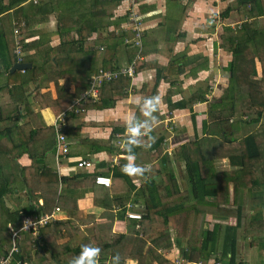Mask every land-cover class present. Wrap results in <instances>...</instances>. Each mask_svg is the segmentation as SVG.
I'll return each mask as SVG.
<instances>
[{"label": "trees", "instance_id": "obj_1", "mask_svg": "<svg viewBox=\"0 0 264 264\" xmlns=\"http://www.w3.org/2000/svg\"><path fill=\"white\" fill-rule=\"evenodd\" d=\"M1 1L0 15L26 2L7 0V4L3 6ZM50 2L51 0H42L40 3H30L26 14H23L22 8H15L14 12L20 14L16 19L19 37L15 44L18 43L22 55H7L5 67L9 70L15 63H28L30 67L22 70V73H27V77H21L17 86H13L9 92L14 108L8 114H12L7 116L0 108V124L8 121L7 126L0 129V256H7L11 251L8 224L17 227L20 213L25 216H38L59 208L71 214L77 211L75 201L70 197L71 192L82 185L81 181H88L93 205L103 207L102 215H116L119 220L126 219L125 212L128 210L139 211L143 215L139 221L128 219L124 235L111 232L103 235L102 230L111 227L108 224L97 227L99 232L95 238L102 239L103 245L96 244L94 238L88 243L100 250L99 264L104 260L103 264H124L128 260L136 261L137 264H244L238 257V243L241 241L246 242L250 249L257 248L259 254H262L257 264H264V133H238L242 129L241 125L250 126L261 122L264 131V30L256 28V20L264 17V0H239L236 9L227 8L220 15L223 20L220 22L224 23L233 12L242 16V19H249L236 32L225 23L221 39L231 54V60L226 68L229 84L223 90L221 98L207 102L204 99L205 93H195L183 106L177 104L168 109L172 111L183 108L192 112L194 104L206 103L207 119L203 122V129L208 128L210 135L217 136L202 142L194 141L176 149L187 175L188 186L184 191H179L171 159L164 151V136L153 129L159 116L155 112L154 119L147 121L144 104L136 109L130 129L138 126L148 129L149 132L136 140L127 137L123 151L124 155L135 157L133 165L144 169L142 173H136L134 168L125 171V167L129 165L125 160H120L119 165L111 172L110 187L105 188L94 183L96 175H106L95 168L92 173L83 172L76 176L80 178V183L72 182V178L66 183L64 177L57 179L51 169L42 166V157L51 151V146L54 148L53 129H36L29 123L19 124V114L23 112L21 106L25 102L29 103L30 98L31 105L24 108L25 115L29 118L34 114V108L37 110L47 107L55 113L65 112L69 116L73 112H69L68 107L80 94L88 90L90 74L97 71L88 65L87 59H80L77 55H84L83 50L87 51L89 47L95 49L96 46H109L115 53L123 52L126 63L114 67L107 65V69L102 70L119 72L122 68L126 69L136 54L130 37H112L106 41L88 42L95 28L84 25L73 27L65 17L58 16L54 32L60 41L56 46H50L44 40L45 34L42 31L37 40L28 41L35 34L31 31L34 23L32 19L40 14L42 17H39L36 24H48L50 14L46 8ZM70 31L76 35V41L65 39ZM2 36L4 33L0 25V37ZM12 42L13 39H10L9 43ZM248 46L252 49H248ZM255 60L258 61L257 65ZM82 62L86 65L84 68L81 66ZM183 63L184 55H180L179 59L170 58L167 67L175 68L177 75H183ZM147 66V63L137 59L135 72L139 73ZM20 72L15 71L7 77H17ZM156 73L160 77L159 67H156ZM40 80L46 84H39ZM60 80H63L62 84H59ZM50 83L56 91L55 99L47 90ZM129 83L126 74L119 75L101 87L98 102L87 103L86 107L93 105L94 108L101 109L122 100L127 94L125 90ZM70 86H74L71 93ZM237 106L246 111L244 116L235 121L232 118ZM70 116L75 117L72 114ZM222 124H228L232 128L234 126L235 129L238 127L237 132L230 131L229 135H225ZM65 128L62 131L67 134ZM115 133L110 139L112 142ZM110 140L102 152L112 148ZM205 142L207 144L204 149L202 144ZM143 150L149 154L145 163L138 161V153ZM22 156H27L30 164L20 168L16 162ZM215 161H226L231 169H222L220 166H215V169ZM230 186L235 189L232 204L229 202ZM21 190L29 197L41 199L42 205L36 210H33L34 206L27 205L22 211L12 212L6 202L9 201L8 198H12L14 192ZM123 193L131 194V198L120 197ZM248 194L250 197L247 203L244 196ZM209 199L211 202H208ZM130 201H142L143 205L140 209H137V205L131 208L128 207L129 204L135 203ZM246 206L251 212L250 215L243 216L242 209ZM114 207L119 211L115 215ZM231 219L234 224H230ZM52 227V224H48L44 227L47 230L44 231L43 228L40 231V241L39 238L17 240V250L11 253L10 264H14L17 259L30 257L32 253L39 254L40 250L45 251L41 241L46 242L45 236ZM22 252L23 255L20 254ZM71 254V257L77 256ZM116 256H119V260L114 259ZM54 258L56 264H64L56 255Z\"/></svg>", "mask_w": 264, "mask_h": 264}, {"label": "crops", "instance_id": "obj_2", "mask_svg": "<svg viewBox=\"0 0 264 264\" xmlns=\"http://www.w3.org/2000/svg\"><path fill=\"white\" fill-rule=\"evenodd\" d=\"M40 1L42 0H26L25 3L15 8H22L23 14H26L25 12L29 11L28 5L30 3L36 4L40 3ZM238 1L138 0L137 5H135L136 7H130L128 0H51L46 8L48 14H50L48 24H36L40 20L39 17H42L40 14L34 20L32 19L34 23L32 24L31 31L35 34L28 41L32 42L37 40L42 31L45 34L44 40L50 43V46H56L60 41L54 32L57 16L58 18L65 17L73 27L84 25L95 28V32L91 34L88 42L106 41L112 37L119 39L124 36L130 37L132 41L133 36L130 35V21L125 19L129 14V8H132V11L138 17L140 23L139 31L142 36L140 46H134L132 42V46L136 49L134 60L139 57V61L145 62L149 66L142 69L139 73L135 72L132 79L129 78L130 83L125 90L127 94L122 100L101 109H96L93 105H90L85 108L83 113L72 114L75 116L74 118H71V114H69L65 122V131H67V134H65L69 146L68 155L60 156L56 159L55 147L52 148L51 146V151L44 158L42 157L41 163H44L42 166L51 169L53 174L57 175V179L64 177L66 183L71 178L73 180L72 182L80 183V178L76 176L83 174V172L92 173L93 168L100 173L106 174L103 176L111 179V172L119 165L120 160H125L129 166L135 162L133 155H124V148L121 151L115 147L117 140L122 141L126 145L127 137L125 133L127 131H137L138 135L136 139L143 138L149 132L148 129L139 128L138 126L131 130L130 126L133 123L136 109L144 104L146 98L156 96L159 97V103L156 110L152 113V117H155L156 112L159 119L156 121L153 129L159 131L164 136L162 142L165 147L164 151L171 159L179 191L186 190L188 182L185 165L179 160L176 149L179 146H187L194 141L202 142L204 139H213L217 138V136L210 135L208 128L203 129V122L207 119L206 103L194 104L192 112L183 108L172 111L168 109L177 104L183 106V103L195 93H205L204 99H207L209 102L221 98V96L219 98L216 96L214 97L216 99L213 98L212 100L207 98V94L215 92V95H218L226 88L221 85L216 86L215 84V88H212L213 85H209L208 82L211 80L218 81L220 78H224L227 81L229 73L226 68L229 62L225 67L219 68L218 73H216L214 70L215 66H210V59L216 56L217 49L224 50L227 53L229 51L227 49L225 50V46L223 45L224 41L219 37L220 26L217 25L218 28L210 27L211 25L209 23L212 22V18H219L227 8L236 9ZM1 2L3 6L7 4V0H2ZM15 8L8 13L0 15L1 30L4 33V36L0 37V108L7 116L12 114L8 113L14 108V104L9 97L10 90L13 86H17L21 77H27V73H22L23 71L20 70L21 72L19 71L20 73L17 74V77L15 76L9 79L7 75H13L18 70L11 72L12 66L9 70L5 67L6 56L9 54L10 56L14 55V45L19 37L16 19L20 14L14 13ZM231 18H233V14L229 15V18L225 21L228 23ZM219 21H223L221 17ZM221 23L224 25V22ZM12 29L13 34L11 33ZM68 33L65 37L67 41L77 40L73 31ZM8 39H13L14 44L13 42L9 43ZM221 45L223 46L221 47ZM95 49L89 47L87 51L83 50L84 55H77L80 59H87L89 62L88 65L90 64L93 70L98 71L103 68L107 69V65L114 67L126 63V57L123 52L115 53L113 48L106 45L96 46ZM180 55H184V68L181 72L183 75H177L175 68L167 67L170 58L179 59ZM200 61V65L196 67L193 65V62ZM213 61L215 63V60ZM81 66L84 68L86 65L82 62ZM156 67L160 68V77L156 73ZM210 70L212 74H209ZM95 73H91L90 76ZM215 75H218V77L215 78ZM62 82L63 80H60L59 84H62ZM39 84L44 86L46 83L40 80ZM48 87L49 94L55 99L56 91L53 84L50 83ZM43 91H46V89H43ZM73 91L74 86H70L69 92L71 93ZM28 101L29 103L25 102L21 106L23 112L19 114V124L29 123L36 129L52 128L53 121L60 114L53 112L48 107L37 110L34 108V114L29 118L25 115L26 109H24L31 105L30 98ZM9 104L12 106L10 110L8 109L10 108ZM146 117L147 121L152 119L148 112ZM165 120L166 122L161 124ZM7 124L8 121L6 120L1 122L0 129L7 126ZM114 132L116 133L114 134L115 137L112 142L110 139ZM109 140L112 148L109 151L102 152ZM206 144L207 142L202 144L204 149L206 148ZM38 149L37 147L36 150L38 151ZM148 158L149 154H147L146 150L138 153L139 162L145 163ZM80 160H89L92 168L87 169L88 171L77 168L76 163ZM114 160H116V163ZM29 164L30 160L27 156L20 157L16 162V165L20 168L26 167ZM215 166H220V168L227 170L231 169V166L226 164V161H215L213 167L216 169ZM16 183L18 185V182ZM81 183L83 186L80 185L73 189L70 196L75 201L77 211H73L71 215L58 208L59 211L55 216L56 221L51 223L53 227L48 228L50 231L45 236L46 242L42 243L43 241H41V246H44L45 251L40 250L39 254L32 253L29 255L30 257L24 260L17 259L14 264H56L54 260L55 255L60 261H64V264H72V261L81 253L83 246H90L88 241L91 238L96 239V244L103 245L102 239L98 240V238H95V235L99 232L98 226L107 224L111 226L110 229L104 228L102 230L103 235H107L110 232L115 235H124L126 233L128 219H117L115 214L119 211L116 207L113 210L115 216L102 215L104 211L103 207L93 205L92 190L88 188V181H81ZM233 193L234 190L230 186L229 202L231 204L233 203ZM11 197V199L8 198L9 201L6 204L12 212L22 211L27 205L34 206L33 210H36V208L42 205L41 199L27 196L24 190L14 192ZM120 197L131 198V194L123 193ZM249 197V194L244 196L247 203ZM208 202H211V199ZM130 203H135L131 205V208L137 205V209H140L143 205L142 201H130ZM70 205L72 206V204ZM131 211L140 214L142 218L143 215L139 211ZM250 212L248 206L242 209L243 216L250 215ZM232 221L234 224L233 219L231 223ZM10 227L16 226L8 224V230ZM136 228H138L137 225ZM41 230L43 231V228L39 230L35 238H39V241L41 240ZM45 230L47 229L44 228ZM28 238L27 236L24 239L29 240ZM239 244L242 243H238V257L243 260ZM247 248L250 249L249 247ZM71 253L77 256L71 257ZM20 254L23 255V252ZM243 257H245L244 254ZM250 261L247 257L244 264H250ZM99 262L97 257L96 264H99ZM103 263H105V260L101 264ZM124 264L137 263L136 261L128 260Z\"/></svg>", "mask_w": 264, "mask_h": 264}, {"label": "built area", "instance_id": "obj_3", "mask_svg": "<svg viewBox=\"0 0 264 264\" xmlns=\"http://www.w3.org/2000/svg\"><path fill=\"white\" fill-rule=\"evenodd\" d=\"M137 3L138 0H128V4L130 5V7L137 5ZM127 19L130 21L129 25L131 31L129 29L128 30L131 33L130 35L133 36L132 42L134 46H140V40H141V32L139 31L140 23L137 15L132 11V8H129V14L127 16ZM248 21L249 19L247 17H244L239 22H237V25H239L240 27V25L243 22H248ZM14 55L17 57L21 55L20 47L18 43L15 44ZM137 59L140 60V58L137 57L135 60H133L130 64L127 65L126 69L122 68L119 72L99 69L94 75L90 76L88 81V85H89L88 90L80 94L79 98L73 100L72 104L68 107L67 110L69 112L72 111L73 113L71 114L74 115L78 114L79 112L83 113L87 103L90 102L95 103L99 100V90L104 84L116 79L121 74L122 75L126 74L129 78L132 79L135 75V67H136ZM67 117L68 116H66L65 112L61 113L52 123L56 159L60 156H67L69 153L67 137L62 131L63 128L65 127V122ZM125 134L126 137L135 140L137 138L138 132L127 131ZM115 147L123 151L125 145L124 143H122V141L117 140ZM114 162L116 163V160H114ZM76 167L87 170L92 168V164L89 160H80L76 163ZM94 183L98 186H103L105 188H108L111 185L110 178L103 175L95 176ZM128 207H132V206L130 205ZM58 211L59 209L55 208L52 213L38 215V216H25L20 213L21 217L18 226L9 228L10 242L12 244L11 251L7 256H0V264H10L11 253L16 252L17 250L15 246L16 241L22 238L24 239L27 236L31 239H35L40 229L56 221L55 216ZM125 218L130 220H139L141 218V215L131 210H128L125 212Z\"/></svg>", "mask_w": 264, "mask_h": 264}, {"label": "rangeland", "instance_id": "obj_4", "mask_svg": "<svg viewBox=\"0 0 264 264\" xmlns=\"http://www.w3.org/2000/svg\"><path fill=\"white\" fill-rule=\"evenodd\" d=\"M217 13V12H216ZM233 14V18H231V19H229V22H228V26L233 30V32H236L235 30H239L240 28H241V25L243 24H241L240 25V27H239V25H237V22H239L241 19H242V16H239V15H237L236 14V12H233L232 13ZM211 23H209L211 26L210 27H214V28H218V26H220V28L221 29H219V37H221V35L222 34H224V28H225V26H226V24L225 23H227L226 21H225V23H224V25H222L221 24V22L219 21V19L218 18H216V19H211ZM251 21H252V19H251ZM216 25V26H215ZM218 25V26H217ZM237 25V26H236ZM207 26V25H206ZM222 26V27H221ZM256 28L258 29V30H264V17H262V18H260V19H257L256 20ZM223 45H221V47H222ZM227 48L225 47V50H226ZM248 49H252L250 46H248ZM213 60H215V63H214V61ZM230 60H231V56H230V53H227V52H224V50H218L217 49V52H216V56L214 57V58H212V59H210V66H212V65H214L215 67H214V70L216 71V73H218V71H219V68H223V67H225L226 66V64L228 63V62H230ZM194 64L193 65H195V67L196 66H198V65H200L201 64V61L200 62H193ZM257 63H258V61L257 60H255V64L257 65ZM218 64H219V66H218ZM209 74H212V71L210 70V73ZM215 78L216 77H218V75H215L214 76ZM229 80V79H228ZM226 81L224 78H220L218 81H210V82H208V84L209 85H213V87L212 88H215V85L216 86H218V85H221V86H223V87H227L228 86V84H229V81ZM215 84V85H214ZM201 85H203V84H201ZM197 90V89H196ZM211 90H213V89H211ZM223 92V91H222ZM222 92L220 93V94H216L215 95V92H213V93H210V94H207V98H210L211 100L214 98V97H220V96H222L221 94H222ZM214 99H216V98H214ZM205 100H207V99H205ZM208 101V100H207ZM209 102V101H208ZM9 106H10V104H9ZM234 117L232 118V119H234L235 121L236 120H238L239 118H240V116H244L243 115V113L246 111V110H243V107H240V106H237L236 107V109H234ZM159 118V117H158ZM245 119V118H244ZM164 122H166V120L165 121H162L161 122V124L163 123L164 124ZM238 123H239V121H238ZM262 122L261 123H259V124H256V125H250V126H247V125H245V126H240V128H242V129H239L238 130V133H241L242 132V134H250V133H254V132H256V133H258L259 135H262L263 133H264V131H263V127H262ZM239 126V125H238ZM214 128V127H213ZM212 128V129H213ZM238 128V127H237ZM237 128L235 129V127L233 126V128L231 127V126H229L228 124H222V129H223V131L225 132L224 134L225 135H229V132L230 131H234V132H236V130H237ZM213 133H214V131H213ZM227 137H231V136H227ZM1 162H4V159H1ZM233 189V188H232ZM233 190H235V189H233ZM232 220V219H231ZM230 224H233V221H232V223H230ZM239 243H242V244H239V249H240V251L242 252V258H243V260L244 261H246V259H247V257L249 258V261L251 262L250 264H256V263H258V261L259 260H261V258H262V254H259V250L257 249V248H254V249H248L247 248V244H244L245 242H239ZM245 247V248H244ZM243 249V250H242ZM243 254H244V256L245 257H243ZM252 257V258H251ZM251 258V259H250Z\"/></svg>", "mask_w": 264, "mask_h": 264}, {"label": "clouds", "instance_id": "obj_5", "mask_svg": "<svg viewBox=\"0 0 264 264\" xmlns=\"http://www.w3.org/2000/svg\"><path fill=\"white\" fill-rule=\"evenodd\" d=\"M159 103V97L153 96L144 100V109L152 117V113L156 110ZM154 119V117H152ZM130 168H134L136 173H142L144 169L139 166H126L125 171H129ZM99 249L90 246H83L81 253L72 261V264H96L97 257L99 255ZM119 260V256L114 257Z\"/></svg>", "mask_w": 264, "mask_h": 264}, {"label": "water", "instance_id": "obj_6", "mask_svg": "<svg viewBox=\"0 0 264 264\" xmlns=\"http://www.w3.org/2000/svg\"><path fill=\"white\" fill-rule=\"evenodd\" d=\"M30 67V65L29 64H15V65H13L12 66V68H11V72H14L15 70H18V71H20V70H26V69H28Z\"/></svg>", "mask_w": 264, "mask_h": 264}]
</instances>
